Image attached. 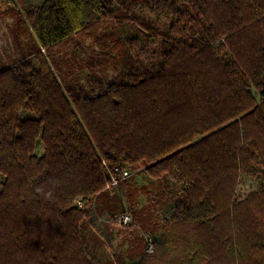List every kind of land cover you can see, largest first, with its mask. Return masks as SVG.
I'll return each mask as SVG.
<instances>
[{"label": "trees", "instance_id": "obj_1", "mask_svg": "<svg viewBox=\"0 0 264 264\" xmlns=\"http://www.w3.org/2000/svg\"><path fill=\"white\" fill-rule=\"evenodd\" d=\"M0 20L19 46L0 55V264H264V0H0ZM122 171L163 180L152 204L105 193ZM140 221L138 261L91 253Z\"/></svg>", "mask_w": 264, "mask_h": 264}, {"label": "rangeland", "instance_id": "obj_2", "mask_svg": "<svg viewBox=\"0 0 264 264\" xmlns=\"http://www.w3.org/2000/svg\"><path fill=\"white\" fill-rule=\"evenodd\" d=\"M12 26V21H3L0 20V55L5 56L7 53L5 50L12 49V52H18V43L16 44L14 42V37L11 34L10 27ZM24 37H22V40ZM9 51V50H8ZM112 73V72H111ZM163 180H153L149 176H147L145 173H139V174H132L130 177L124 181V183L120 186H112L105 190V193H122L125 191L123 195V204L124 206L132 205L134 212H139L142 210V208L152 204L151 202V196L150 192L152 191L154 193L157 192V189L159 187V184H163ZM246 185H248V182H246ZM162 188L163 185H162ZM242 192H246L245 185L241 186ZM130 193H129V192ZM148 194V195H147ZM154 209V207H152ZM158 210V209H157ZM103 210H100L102 212ZM161 213V211L158 210L157 214ZM101 214V213H100ZM149 213L146 212L144 217H146ZM156 214V215H157ZM156 215L154 217H156ZM103 219L97 218V221L99 222V226L101 229H107L108 224L106 223V218L102 216ZM150 224H147L145 222H137L136 224L132 225L134 232L129 235L128 237H109V241L111 242V246L109 247V244L107 243V240L103 238L96 239V245L89 246V249L91 253L95 256L97 253H101L103 256H107L111 263H128V262H136L138 261V257L134 256L133 259L130 258L131 255L136 254V251H144L146 250V243L149 226ZM86 234L91 235L94 238V233L87 231ZM135 237V243H132V246L129 245L130 237ZM105 242V243H103ZM92 244V243H91ZM137 257V258H136ZM127 258V261L123 262L122 260ZM132 259V260H131Z\"/></svg>", "mask_w": 264, "mask_h": 264}, {"label": "built area", "instance_id": "obj_3", "mask_svg": "<svg viewBox=\"0 0 264 264\" xmlns=\"http://www.w3.org/2000/svg\"><path fill=\"white\" fill-rule=\"evenodd\" d=\"M129 173L128 171H122L120 173V178L118 177H115V176H111V179H110V185L112 186H115L119 183L120 179H125L127 177H129ZM80 206L83 205V203H79ZM130 222V217L127 215V214H124L122 215L119 219H118V223L119 224H128ZM147 251L149 253H153L154 252V248H153V245L152 244H149L148 247H147Z\"/></svg>", "mask_w": 264, "mask_h": 264}]
</instances>
